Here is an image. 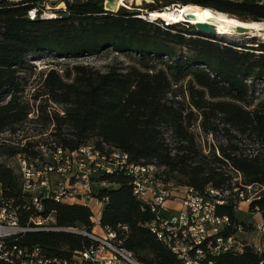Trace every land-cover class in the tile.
<instances>
[{
  "label": "trees",
  "instance_id": "16d2710c",
  "mask_svg": "<svg viewBox=\"0 0 264 264\" xmlns=\"http://www.w3.org/2000/svg\"><path fill=\"white\" fill-rule=\"evenodd\" d=\"M43 1L0 0V134H16L35 124L69 151L91 142L101 151L116 149L135 165L160 169L156 176L164 184L203 195L208 189L218 191L225 203L216 213L229 218L223 236L253 229L237 208V195H246L247 186L256 189L258 199L250 203L248 214L264 217V47L237 50L235 44L193 33L185 22L163 26L141 18L135 8L105 10L104 0L67 2L65 10L54 11V18L41 19ZM162 1L166 7L191 5L264 23V0ZM156 11L164 9L146 4L145 15ZM101 54L121 61L104 72L78 63ZM42 58L71 63L39 73V85L28 90L31 62ZM201 133L212 140L222 135L224 143L209 144ZM242 144L258 149L245 154L238 147ZM0 149L10 158L16 152ZM237 173L240 181L234 180ZM96 181L108 183L94 190V197L103 201L101 226L115 231L121 246L140 263L179 264L147 227L155 214L133 195L131 177L115 173ZM0 184L4 197L18 204V176L1 163ZM50 213L58 228H92L87 205L46 200L42 214ZM25 242L50 256L91 245L85 237L63 232L32 233ZM212 260L260 264L264 254L246 246L242 253H222Z\"/></svg>",
  "mask_w": 264,
  "mask_h": 264
},
{
  "label": "built area",
  "instance_id": "2783aa9c",
  "mask_svg": "<svg viewBox=\"0 0 264 264\" xmlns=\"http://www.w3.org/2000/svg\"><path fill=\"white\" fill-rule=\"evenodd\" d=\"M73 1L86 0H44L40 18L49 19L47 11L52 14L65 10L66 3ZM119 1L115 2L116 8L125 7ZM103 6L108 10V0L103 1ZM36 14L37 9L30 11L29 18L35 19ZM149 15L141 18L153 22ZM22 132L0 134V147L16 151L10 158L13 165L7 167L18 176L21 191L20 201L14 205L12 200L4 197L0 184V264H143L121 246L115 231L100 224L98 212L103 201L94 197V190L98 186L107 187L108 183L96 180L101 175L115 173L131 177L133 195L155 214V220L147 227L172 252L179 264H215L213 257L228 252L239 254L246 246L264 254V217L260 213H257L259 223L252 229L257 241H241L237 233L227 237L222 235L229 225V218L216 213L217 207L225 203L218 191L208 189L203 195L189 187L164 184L156 176L160 169L135 165L128 155L113 148L101 151L93 144H87L69 151L54 140L39 142L33 137L22 138ZM234 180L240 181L239 173ZM179 189L182 190L181 207L177 212H169L165 205L176 197ZM245 189L246 195L242 192L237 195L238 210L241 204H248L249 208L250 203L258 199L251 186ZM237 192L234 189V193ZM46 200L70 205H87L96 201L98 208L92 211L90 218L92 228L86 231L56 227L53 213L42 214ZM120 229L123 235L126 228ZM39 232L74 234L89 239L91 245L67 255L50 256L39 245L25 242L27 235Z\"/></svg>",
  "mask_w": 264,
  "mask_h": 264
},
{
  "label": "rangeland",
  "instance_id": "374dc122",
  "mask_svg": "<svg viewBox=\"0 0 264 264\" xmlns=\"http://www.w3.org/2000/svg\"><path fill=\"white\" fill-rule=\"evenodd\" d=\"M117 0H108V8L109 10H112L115 6V2ZM175 2H178L177 0ZM119 3H122V5H124L125 7H127L128 9H136L138 11H140V13H142V16L145 15V11H146V4H154L156 7H162V9L166 10V8H168V6H164V2L162 0H126L124 2H121V0L119 1ZM179 3V2H178ZM164 6V7H163ZM173 6H179V5H170L169 7H173ZM123 7V6H120ZM51 13L47 11V14ZM54 14V13H52ZM161 20H154L153 22H158ZM184 23V22H181ZM180 23V24H181ZM163 26L165 25L164 23H162ZM160 23H158V25H162ZM179 24V23H177ZM184 25V24H183ZM192 26L194 28V26L192 24L188 23V27ZM184 26H181V28H183ZM186 29L188 28L187 26H185ZM193 33L200 35L204 38H210V39H214V40H218V41H222L224 44H235L238 46V48H236L237 50H241V47H253V48H258V47H264V40H262L261 37H242L240 38L241 41L235 42L232 39H225L223 37H217V36H213V35H205L203 33H199L197 32L196 28H194L193 30H190ZM213 36V37H212ZM251 38V39H248ZM240 47V48H239ZM120 59H115L114 55L111 54H101L98 56H93V57H87L84 59H79L78 63L84 64V65H89L90 67H93L99 71H106L107 67L110 66L112 63L114 62H120ZM71 62H66L63 60H51L49 58H42L38 61H32L31 64H33V71L34 74L31 75V77L28 78L29 81V86H28V90L34 88L35 86L37 87V85H39V81L41 76L39 75V73H43L51 68H56V69H60V68H64L66 67L68 64H70ZM58 65V66H57ZM258 88L260 89V85L258 86ZM262 96L260 90H258V93L256 94V96ZM31 103H33V101H31ZM38 104V102H37ZM43 128H41L40 125H35V124H26L24 125V128H22L23 132L21 133L23 136L25 137H33L35 139H37V141L39 142H47L50 140H53L52 137H50L48 134V131L45 132V134H41ZM21 130V131H22ZM196 132H198L196 130ZM200 133V132H199ZM201 138L207 140V143L212 144V143H224L223 137L222 135H218L217 140L213 139L212 137L208 136L207 138H205L202 133H201ZM92 144V142H91ZM240 148V150L245 153L248 154L249 151H256L258 149L257 145H250V146H246L245 144H242L241 146H238ZM4 149H0V163L1 164H5V165H9L12 166L13 163L10 159V157H8V155L6 154V152L3 151ZM105 150H107V148H105ZM14 169H16L14 167ZM177 192V191H176ZM256 189L252 190V193H256ZM96 201H90L89 205L91 207V211H94L96 206ZM181 205V204H180ZM242 208L245 207V205H241ZM176 210V209H174ZM175 212V211H173ZM167 213V212H165ZM163 215V213H162ZM244 217H247V222L249 224H252L253 226L256 225L257 223H259L260 220V216L258 214H252V213H247L246 215H244ZM237 237L239 240L241 241H248L249 243H253L255 240L257 241V237H255L254 233L252 232V229H241V231L238 230L237 232Z\"/></svg>",
  "mask_w": 264,
  "mask_h": 264
},
{
  "label": "bare ground",
  "instance_id": "6f19581e",
  "mask_svg": "<svg viewBox=\"0 0 264 264\" xmlns=\"http://www.w3.org/2000/svg\"><path fill=\"white\" fill-rule=\"evenodd\" d=\"M124 1L126 0H121V2ZM119 4L122 5V3ZM149 14V18L152 21L161 20L166 22L168 25H174L176 23L185 21H188L192 25H195L198 22L207 23L215 27L216 32L214 34L207 32L203 34L223 37L225 39H232L235 42L241 41L240 38L242 37H261L262 40H264V23L243 22L210 9L197 8L191 5H179L168 7L164 11H156ZM46 15L49 19L54 18V14L48 13ZM187 15H193L195 18L187 19ZM237 27H243L244 29H247L248 32L242 34L237 33L235 30Z\"/></svg>",
  "mask_w": 264,
  "mask_h": 264
},
{
  "label": "crops",
  "instance_id": "0c3cea01",
  "mask_svg": "<svg viewBox=\"0 0 264 264\" xmlns=\"http://www.w3.org/2000/svg\"><path fill=\"white\" fill-rule=\"evenodd\" d=\"M10 1H19V0H10ZM117 10V8H116V6L112 9V11H116ZM180 191H178V193H176V197L175 198H173L172 200H170V201H168L167 203H166V208L168 209V211L169 212H172V213H174L173 211H175V212H177L179 209H180V196H181V194H182V190L181 189H179ZM77 204H80V203H77ZM241 205H245V207H243L242 208V206ZM240 206H239V211H240V213L241 214H243V215H246L247 213H248V204H241ZM87 206L91 209V207H90V205H89V203L87 204ZM95 206H96V208H95V210H97V205L95 204ZM101 209L102 208H100V211H99V209H98V217L100 218V213H101ZM174 209H176V210H174ZM259 215V214H258Z\"/></svg>",
  "mask_w": 264,
  "mask_h": 264
},
{
  "label": "water",
  "instance_id": "95a60500",
  "mask_svg": "<svg viewBox=\"0 0 264 264\" xmlns=\"http://www.w3.org/2000/svg\"><path fill=\"white\" fill-rule=\"evenodd\" d=\"M193 18H195L193 15H187V19H193ZM185 23H189V22L185 21ZM251 23H255V22H251ZM193 26H194V28H196L197 32H199V33L207 32L210 34H214L216 32L215 27H213L207 23L198 22ZM235 30L237 33H240V34L248 32V30L244 29L243 27H237Z\"/></svg>",
  "mask_w": 264,
  "mask_h": 264
}]
</instances>
